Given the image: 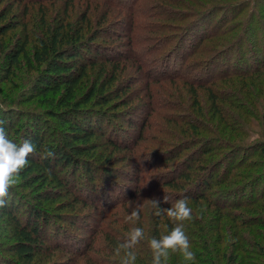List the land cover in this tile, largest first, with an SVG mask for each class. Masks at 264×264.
I'll return each mask as SVG.
<instances>
[{"label": "trees", "instance_id": "1", "mask_svg": "<svg viewBox=\"0 0 264 264\" xmlns=\"http://www.w3.org/2000/svg\"><path fill=\"white\" fill-rule=\"evenodd\" d=\"M0 2L1 81L12 85L0 97V120L10 140H30L36 149L0 209V264H120L114 250L134 227L143 228L146 237L136 246V264H151L150 239L170 233L177 222L155 216L148 200L170 208L184 197L193 209L184 230L194 264H264V0H23L22 8L32 9L30 25L13 10L14 3ZM99 2L104 13L94 21ZM121 11L132 61L155 71L148 65L155 54L160 79L187 84L185 113L174 116L183 135L174 140L158 141L153 134V142L128 144L102 131L109 117L132 125L137 107L151 110L152 98L145 95L128 111L130 82L118 78L130 56L119 58L96 41L117 36L106 18ZM32 30L40 38L31 37ZM172 54L176 63L168 66ZM30 61L40 69L26 86L14 88L10 67L22 69ZM90 70L93 75L82 80ZM176 91L174 96L184 97ZM170 94L164 107L174 115L183 105ZM168 129L172 133L171 126L159 123L155 133ZM122 147L129 156L142 149L147 151L142 157L148 154L143 164L128 161L135 173L129 202L108 199L99 189L102 175L113 174L110 164L124 158L111 157ZM46 151L54 157L41 160ZM75 172L76 179L85 178V188L74 190ZM95 194L105 197L100 205ZM130 203L140 212L135 224L126 219ZM84 206L98 209L91 235L58 242L64 234L60 222L81 224L87 218L77 220ZM58 251L69 257L46 263ZM83 257L87 263L80 262ZM167 264L185 261L171 253Z\"/></svg>", "mask_w": 264, "mask_h": 264}, {"label": "rangeland", "instance_id": "2", "mask_svg": "<svg viewBox=\"0 0 264 264\" xmlns=\"http://www.w3.org/2000/svg\"><path fill=\"white\" fill-rule=\"evenodd\" d=\"M83 1V0H80ZM12 2L14 3V8L13 10H16L19 15L21 16L22 21L27 22L30 24L33 23L32 21V9L27 7L22 8V4H23V0H9V3ZM75 2V1H74ZM1 2H0V6H1ZM75 8H78L74 5ZM96 10V15H95V20H100V15L104 13V5L103 3H98L95 7ZM76 11V10H74ZM12 16V15H11ZM208 16V15H207ZM207 16L206 19H207ZM9 17V14H8ZM10 18V17H9ZM126 16L124 14L123 11L120 12V15H110L108 18L111 25H116V28H114V30H112L111 32L116 35H110L108 38H106V40L103 39V41L98 38L99 43H102L106 46H110L109 49H114L115 51L118 52V56L119 58H122L124 56H130L126 61H125V68L124 71H122L121 75H119L118 81H122L123 83H129L130 85L128 87V97L130 99V102L125 106L128 107V111H133L131 110V108L134 106H138L140 105L142 99H145V95H149L152 100L149 106V109H143L144 111H142L141 109L138 108L134 110L133 115H131V121H132V125H128L125 122L121 121V120H114L111 119L109 117V119H106V121L102 122V131L103 133H108L111 136H114L117 138V140H125L126 142H128V144H131L132 142H138L140 140H143V143L148 142H153L155 139L152 137L153 134H155L156 139L158 141H168V140H174V135L177 136H181L183 135V133H181V131L179 129L176 128V123H179L180 120H177L174 116L177 115H181V113H185V104L187 101V96L184 94V89L186 88L187 84H183L182 81L175 79L173 77H168V78H164V79H160L158 73H156V71H158V62L156 61L155 54L152 55V60L148 63V65L150 66L149 69H155V71H145V67L143 69V67H139L136 62L132 61V55L130 54V48H128L130 45L128 43V31L126 30V28L123 26V28L121 27L122 24L125 22ZM20 19V18H19ZM51 18L46 19V21H51ZM105 22V21H104ZM102 22V23H104ZM126 23V22H125ZM126 25V24H125ZM201 27L203 26L202 23H200ZM199 26V25H198ZM197 27V26H196ZM200 29V27H199ZM18 29L15 28V30H13L14 32H16ZM34 31V33H33ZM8 34V32H7ZM6 34V35H7ZM127 34V35H126ZM161 33L160 32H155V34L153 33V35H158ZM42 34L37 31V30H32V32L30 33V36L35 38L38 37L40 38ZM159 36V35H158ZM185 38H188L187 36ZM151 41H149L150 43ZM157 42L158 44V40H155V43ZM146 45H148V43H146ZM133 48V50H135L136 52H138L137 47L136 46H131ZM28 50V54H30V50L31 47L27 48ZM28 57H30L31 55H28ZM174 57V55L172 54L169 58H168V62L166 61V65H170V63L172 62V64L176 63V61H173L172 58ZM116 58V57H114ZM231 59V57H230ZM21 60V59H20ZM21 63L22 60H21ZM3 63L0 62V97L2 96V94L6 95V92H8L9 88H12V85H10V83L7 82H3L4 80L1 81L2 79V71L3 68L5 67V65H2ZM34 67V62L30 61L29 65L24 66L22 69L21 67H10V72L11 74L8 75V79L11 80L12 84L15 85V87H20L22 84L24 86H26L28 84V82L30 80L33 79V77L35 76L36 71H38L40 69V66H36V68ZM137 67V68H136ZM94 70H90L87 78H83L82 80L88 81L89 78L91 77V75H93ZM173 82V83H172ZM182 82V85L180 84ZM146 85L148 87V92H147V88ZM181 86V91H176L177 87ZM176 89V90H174ZM169 91V92H168ZM173 91H176L178 94H182L184 97L183 98H177L176 96L173 95ZM147 92V93H146ZM14 93L16 94L17 92L14 91ZM168 93H171L173 95L172 99L178 100L179 103L183 106L179 107V109H176L173 113H170V109L169 108H165L164 107V102L167 100L166 96ZM154 94H159L158 96H155ZM170 94V95H171ZM164 95V96H163ZM168 95V96H170ZM140 99V100H139ZM161 101V102H160ZM160 102V103H159ZM148 103V105H149ZM162 105V107L159 104ZM163 103V104H162ZM166 103V102H165ZM189 103V102H188ZM205 106L207 105L206 102ZM262 103V102H261ZM29 104V103H27ZM132 106V107H131ZM26 107V106H24ZM121 108V107H120ZM118 108V110L120 109ZM150 111V112H149ZM188 111H193L192 109H188ZM193 114H195L193 112ZM171 116H173V118H171ZM175 118V119H174ZM170 120H174L176 121L175 123H171ZM108 122V123H107ZM242 122V121H241ZM160 123L161 126H164L165 124L167 126H171L172 127V133H170L169 129L167 132L159 134V133H155L156 132V128L158 126V124ZM175 124V125H174ZM243 124V123H242ZM252 128V127H251ZM141 134H140V132ZM130 142V143H129ZM143 150L146 149H142L140 151L137 150H133V155L131 154L130 156L128 155V150H125V148H120L119 150H117L113 155L111 156L112 158L115 157V159H119L121 157H124L125 160L127 159V163H125V161L123 159L118 160L117 162H115L114 164H110L111 165V170L113 172L112 173H108L106 175H102L105 184L103 186H100L99 189L103 190L106 195H108V199L113 198L114 196L117 197L118 199H120V201H122L125 198V202H129V200H131L132 198H128V193L127 191L130 189V187L132 186V178L133 175L135 174L132 167H130V165H128V161L129 162H133L134 164H143L148 156V154L144 155V157H142V153L145 154V152H143ZM140 153V154H139ZM105 155L106 153H102L100 155ZM129 156V158H128ZM153 164H158V158L155 159V162L153 160L152 162ZM165 169V168H164ZM68 169H65V172L67 173ZM79 171V169H78ZM119 171V172H117ZM76 173H74V179L77 180L79 182V184H77L78 182H76V186L74 187L76 189H78L79 187H83L85 188V185L83 182H85V178L83 177H79L78 179H76ZM115 173H117L116 175H114ZM96 178V177H95ZM106 178V179H105ZM74 180V182H75ZM98 181L95 182V186L98 187ZM101 193V191H100ZM86 194V193H85ZM120 194V195H119ZM95 201L97 205H100V200H103V197H100L99 200V195L95 194ZM98 197V198H97ZM95 203V202H94ZM132 204V203H131ZM125 205H128L125 204ZM93 207V208H92ZM94 209V210H93ZM98 209L96 206H84L81 208V212L80 213H85L84 215H79L80 217H78L77 220L81 221V218L84 219V217L87 215L85 218L86 220H82L81 224L84 223V225H81L80 223H77L76 225H70L67 222H60V230L63 232L64 234H62L60 237H56L58 242H62L64 243V245H67L68 243H73L76 238L78 237H89L88 235H91L90 230L93 229V226L95 224V218L96 216H98ZM89 215H92L93 217H88ZM59 223V222H58ZM84 226V227H83ZM83 227V228H82ZM54 227H52L51 225H49V228L46 230V232L48 231V233H50L53 230ZM53 237V236H52ZM0 241H2L0 239ZM76 245V244H75ZM66 257H69V254H66L63 251H58L55 252L53 254L52 257H49L46 263H49L51 260H57V259H65ZM67 260V259H66ZM85 261L87 263V260L85 259V257L81 258L80 262ZM91 263V262H88Z\"/></svg>", "mask_w": 264, "mask_h": 264}, {"label": "clouds", "instance_id": "3", "mask_svg": "<svg viewBox=\"0 0 264 264\" xmlns=\"http://www.w3.org/2000/svg\"><path fill=\"white\" fill-rule=\"evenodd\" d=\"M3 123L4 121L0 120V209L6 207L9 190L18 183L21 172L29 167L30 161L28 157L36 150L30 140L25 139L19 144L10 140L2 126ZM53 157V152L46 151L41 155L40 159L44 160ZM47 171L51 174L50 169ZM148 201L154 210L155 216L160 217L166 214L174 222H177L170 233L160 239H150L151 264H167L171 253L181 254L185 264H194L196 254L192 251L191 242L184 230V222L194 219L193 209L189 206L188 198L178 199L174 206L170 208L161 207L160 201L156 198ZM164 202L167 203L165 197ZM130 207H132L131 203ZM126 219L134 224L140 220L138 206L132 207L131 213ZM145 238L143 228L134 227L131 229L128 237L123 242H120L114 250L115 255L121 258L120 264H136V246Z\"/></svg>", "mask_w": 264, "mask_h": 264}]
</instances>
